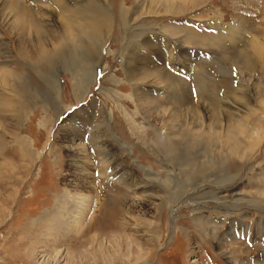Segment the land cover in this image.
I'll use <instances>...</instances> for the list:
<instances>
[{"label":"rangeland","instance_id":"1","mask_svg":"<svg viewBox=\"0 0 264 264\" xmlns=\"http://www.w3.org/2000/svg\"><path fill=\"white\" fill-rule=\"evenodd\" d=\"M8 1L11 0H0V72L7 75L9 82L2 84L0 80V144H3L0 148V264H264V63L246 68L238 57L252 35L249 31L260 34L264 29V0L177 1L167 14V5L162 2L153 5V0H106L108 3L104 0L101 4L97 0H64L63 10L59 0H41L40 4L18 0L23 9H28L27 20H31H26L28 31L31 26L36 27L42 34L50 35L56 45L68 43L62 44L63 53L60 52L59 58L48 60H44L27 35L24 42L30 56L21 52L17 39L10 35L3 21L13 9ZM123 6L134 10L129 14L131 26L126 28L120 22ZM150 8L161 13L151 14ZM83 11L90 15L95 11L102 17L95 19L104 24L101 31L92 22L91 29L74 26L77 20L86 22V14H80ZM57 12L68 13L67 24L71 33L78 36L77 43L57 23L59 19L54 15ZM132 19L136 23L130 22ZM94 28L102 32L100 43L107 40L101 52L100 43L90 45L83 35ZM141 28L153 29L161 36L158 42L150 46L139 44L146 36L141 37ZM218 30L222 35L227 34L223 41L204 39L216 36ZM80 70L93 73H90L88 88L79 96L72 76L81 75ZM48 83L50 89H47ZM165 83V87H170L163 88ZM246 92L251 98L252 112L234 104L231 109L225 105L230 106L233 99L241 101ZM9 98L30 103L24 108L22 121L14 110L6 107L16 105L14 101L6 103ZM152 106L167 114L209 109L218 115L226 107L229 110L226 115L230 112L238 116L230 115L231 121L244 132V138L247 136L253 142L254 151L251 148L244 152L243 159L240 156L230 159L225 167L218 164L213 169L202 165L201 171L206 176L202 173L198 183L191 181L190 176V182L187 180L182 190L162 191L158 184L171 178L170 172H175V177L180 179L186 177L178 171L177 163L172 164L173 156L187 151V160L196 148L188 145L186 150L182 149L185 142L175 140L177 133L172 141L173 134H168V128L161 125L151 111ZM73 125L81 131V136L74 137L72 143L67 134ZM192 125L197 124L192 122ZM209 125L205 118L203 129L209 130ZM71 150L77 153L79 164L72 162ZM113 158L116 161L111 165L109 160ZM201 161L204 157L198 156L197 162ZM110 165L116 166L114 173ZM79 166L92 174L93 192L90 189L80 192ZM102 168L109 170V176H101ZM225 177L228 182L220 189L216 184ZM93 194L102 197L100 207L95 206ZM72 197L79 200L77 213L75 207L70 208L71 201L75 202ZM87 199L91 201L90 209L86 207ZM121 206L126 210L122 211ZM54 219L58 220L52 222ZM205 223L213 226L206 234L198 231V226ZM58 224L64 226L62 231ZM229 228L231 232L226 231ZM94 235L98 236L97 241L79 246L86 239L93 240Z\"/></svg>","mask_w":264,"mask_h":264},{"label":"bare ground","instance_id":"2","mask_svg":"<svg viewBox=\"0 0 264 264\" xmlns=\"http://www.w3.org/2000/svg\"><path fill=\"white\" fill-rule=\"evenodd\" d=\"M4 1V0H3ZM12 1V2H11ZM10 2L8 1V3L10 4V3H12V7H11V5H10V8H13L11 11L12 12H14L15 14H14V16H12V12H9V13H7L6 14V17L4 18V20L3 21H5V23H6V25H7V28H8V30H9V33H10V35H13L16 39H17V42H18V45H19V48H20V50H21V52L24 54V55H26V56H30L29 55V51H28V48L26 47V44H25V42H24V40H25V37H26V35H27V37H30L29 39H30V43H32L34 46H36L37 48H38V50L40 51V54H41V56H43V58H45L44 60H48V59H51V58H54L55 57V59L58 57L59 58V55L61 54L60 52H62L63 53V47H62V44L63 45H65L66 43H65V41H64V43H62L61 44V46H58V45H56V43L52 40V39H50L48 36H50V35H48V36H46V34L44 35V34H42L41 33V31L39 30V29H36V27L34 28V27H32L31 26V29L28 31V29L30 28L28 25H27V23H26V20H27V18H28V9L27 10H25V8L23 9V7H21V5H20V3L18 2V0H11ZM34 2H38L39 4L41 3V0H33ZM55 1V0H54ZM57 1V0H56ZM84 1V0H83ZM99 1V2H98ZM138 1V0H137ZM188 2V1H194V0H153L152 2H151V4H153L154 5V3L155 2H162V3H165L166 5H167V9H165V13L167 14V12H169L170 10H172L171 8H173V4L175 3V2ZM44 2V1H43ZM101 2L102 3H104V0H97V2L96 3H100L101 4ZM107 1L105 0V3H106ZM147 2V1H146ZM150 2V1H149ZM148 2V3H149ZM52 3V2H51ZM65 1L64 0H59V2H58V4H59V6L61 7V9L63 10V9H65L66 7H65ZM68 3V2H67ZM70 3V2H69ZM84 3V2H83ZM86 3V2H85ZM108 3V2H107ZM88 4H90V3H88ZM124 4L125 5H127L125 2H124ZM179 4V3H178ZM24 5V4H23ZM42 5V4H41ZM86 5V4H85ZM108 5V4H107ZM163 5V4H162ZM20 6V7H19ZM159 6V5H158ZM178 6V5H177ZM4 7V6H3ZM48 7H49V5H48ZM74 7V6H73ZM72 7V8H73ZM86 6H84V8H85ZM182 7V6H181ZM49 8H51V7H49ZM83 8V9H84ZM162 8V7H161ZM69 9V8H68ZM68 9H66V10H68ZM71 9V8H70ZM75 9H76V7H75ZM87 9L89 10V8H88V6H87ZM136 9V8H135ZM30 10V9H29ZM49 10V9H48ZM77 10H79V9H77ZM85 10H86V8H85ZM94 10V9H93ZM99 10V9H98ZM50 11V10H49ZM82 11V10H81ZM99 11H101V10H99ZM103 11V10H102ZM101 11V12H102ZM108 11V10H107ZM132 10H130L129 8H125V6H123L122 8H121V11H120V22L122 23V25L125 27V26H131V25H128V24H131V23H129V18L131 19V17H129L130 15V13L132 14L133 13V11L131 12ZM149 11V13H151V14H157V13H161V12H158V11H156L155 9H149L148 10ZM162 11V10H161ZM52 12V11H51ZM66 12H68V11H66ZM66 12H61V13H59V12H57V13H54V15H55V17H57L58 19H59V22H57L61 27H62V30H64V31H66L65 32V34L66 33H70V34H68V35H71V37H72V39H75V37L77 36V35H75L74 36V34H72L71 33V30L69 29V27H68V25L69 24H67V23H69V19H68V13H66ZM79 12V11H78ZM104 12V11H103ZM136 13H137V11H135ZM263 12V11H262ZM64 13V14H63ZM106 13V12H105ZM46 14V13H45ZM72 14V13H71ZM80 14L81 15H83V14H86V19L88 20L89 19V21L87 22V20H86V22L84 23V19H82V21H83V23L82 22H80V21H78L77 20V22H78V24L77 25H74V26H78L80 29H82V27L83 26H85V27H89L90 29L92 28V27H90V22H92V25L93 24H95L96 26H99L100 28L98 29V28H94V30L92 31H90V34H88V32H86L85 34H83L85 37H86V39L89 41V43H90V45H94V46H98V44L100 43V35L102 34V32H100L99 33V31H101L102 30V27H103V25H100V22L99 21H95V19H96V17L98 18V20H100L99 18L101 17V16H99L98 17V14H97V12H95V11H92V14L90 15L88 12H86V11H83V12H80ZM89 14V15H88ZM103 15H104V13H102ZM5 15V14H4ZM97 15V16H96ZM108 15V14H107ZM47 16V15H46ZM76 16H77V14H76ZM152 16V15H151ZM3 17V16H2ZM63 17H65V19L63 18ZM79 17V16H78ZM30 18V17H29ZM48 19H50L49 18V16L47 17ZM46 18V19H47ZM43 19V18H42ZM57 19V20H58ZM101 19H102V17H101ZM50 20H52V18L50 19ZM54 20V19H53ZM80 20V19H79ZM105 20V19H104ZM27 21H31V20H27ZM32 21H33V19H32ZM47 21H49V20H47ZM101 21H103V20H101ZM107 20H105L104 22H106ZM113 21V20H112ZM119 21V20H118ZM136 21V19L134 20V19H132L130 22H135ZM46 22V21H45ZM44 22V23H45ZM80 22V23H79ZM137 22H138V20H137ZM49 23V22H48ZM47 23V24H48ZM52 23H54V22H52ZM99 23V24H98ZM107 23V22H106ZM136 23V22H135ZM140 23V22H139ZM143 23V22H142ZM30 24V23H29ZM46 24V23H45ZM50 24H51V22H50ZM102 24V23H101ZM109 24H110V22H109ZM108 24V25H109ZM116 24V23H115ZM150 24V23H149ZM35 25V24H34ZM70 25H71V23H70ZM111 25V24H110ZM113 25V24H112ZM116 25H118V24H116ZM142 25V24H141ZM147 25V24H146ZM156 25V24H155ZM48 26H50V25H48ZM52 26V25H51ZM102 26V27H101ZM119 26V25H118ZM136 27L137 26H139V24L138 25H135ZM148 26V25H147ZM147 26H145V28L147 27ZM57 27V26H56ZM77 27V28H78ZM105 27V26H104ZM111 27V26H110ZM135 27V28H136ZM141 27V26H140ZM263 27H264V24H263ZM58 28V27H57ZM71 28H73V27H71ZM88 28V29H89ZM121 28V27H120ZM126 28V27H125ZM152 28V27H151ZM180 28V27H179ZM235 28H237V27H235ZM240 28V27H239ZM238 28V29H239ZM262 28V27H261ZM260 28V29H261ZM55 29V28H54ZM76 29V28H75ZM95 29H98L99 31L97 32ZM101 29V30H100ZM105 29V28H104ZM103 29V30H104ZM110 29H113V28H110ZM134 29V28H133ZM132 29V30H133ZM137 30H139L138 28H136ZM141 29H143V28H141ZM233 29V28H232ZM242 29V28H241ZM59 30V29H58ZM72 30H74V29H72ZM114 30V29H113ZM112 30V31H113ZM135 30V29H134ZM133 30V31H134ZM157 30V29H156ZM159 30H161V29H159ZM166 30H168V29H166ZM234 30V29H233ZM32 31V32H31ZM43 31H45L44 29H43ZM109 31V30H108ZM129 31H131V28H130V30ZM129 31H128V33H129ZM132 31V32H133ZM173 31V30H172ZM226 31V30H225ZM255 31V30H254ZM254 31H252V30H250L249 32H251V36H250V38H248V40H247V42H245L246 43V46H245V50L247 49L248 51H245V50H242V51H240L239 52V55H238V57H239V60H240V62L244 65V66H246V68H255V67H257V65L258 64H263L264 63V29H262V32H260V34H256L257 32H254ZM54 32H57L56 30L54 31ZM126 32V31H125ZM135 32V31H134ZM138 32H140V31H138ZM138 32H136V33H138ZM142 33L140 34L141 35V37L143 36V35H146L145 36V39H142L141 41H139V44H143V46L144 45H152L151 43H154V44H156V42H158V38H159V36L160 35H158L153 29H150V28H148V29H143V31H141ZM161 32V31H160ZM171 32V31H170ZM184 32V31H183ZM194 32V31H193ZM228 32V31H227ZM243 32V31H242ZM45 33V32H44ZM50 33V32H49ZM57 33H59V31L57 32ZM77 33V32H76ZM83 33V32H82ZM99 33V34H98ZM107 33V32H106ZM106 33H105V35H106ZM109 33H110V31H109ZM167 33V32H166ZM51 34H53V32L51 33ZM55 35H56V33H54ZM80 33H78V35H79ZM126 34V33H125ZM181 34H182V32H181ZM213 34H215V32L213 33ZM235 34V33H234ZM238 34H239V32H238ZM246 34V33H245ZM61 35V34H60ZM67 35V36H68ZM110 35V34H109ZM136 35V34H135ZM134 35V36H135ZM139 35V36H140ZM173 35H175V33L173 34ZM230 35H231V33H230ZM237 35V34H236ZM241 35V34H240ZM246 35H249V34H246ZM66 36V35H65ZM139 36H137V38L139 37ZM176 36V35H175ZM226 36H227V34H225V35H222L221 33H220V30H218V32L216 33V36H211V37H205L204 39H210V40H212L213 42H218V41H223L225 38H226ZM229 36V35H228ZM239 36V35H238ZM237 36V38H239ZM243 36V35H242ZM44 37V38H43ZM58 37V36H57ZM62 37H64V36H62ZM69 37V36H68ZM78 37V36H77ZM107 37H109L108 36V33H107ZM107 37H104V38H107ZM136 37V36H135ZM161 37V36H160ZM181 37V36H180ZM179 37V38H180ZM191 37V36H190ZM193 37V36H192ZM198 38H200L201 39V35H198L197 36ZM234 37V36H233ZM61 38V37H60ZM140 38V37H139ZM170 38V37H169ZM231 38H232V36H231ZM242 39H243V37H241ZM32 39V40H31ZM59 39V38H58ZM63 39V38H62ZM77 39V38H76ZM76 39H75V42H76ZM81 39V38H80ZM101 39H102V36H101ZM108 39V38H107ZM161 39V38H160ZM172 39V38H171ZM176 39V38H175ZM182 40H183V38H181ZM181 39H179V40H181ZM233 40H234V38H232ZM246 39V38H245ZM55 40V39H54ZM64 40V39H63ZM66 40H68V39H66ZM106 40V39H105ZM130 40V39H129ZM177 40V39H176ZM197 40V39H196ZM241 40V39H240ZM107 41V40H106ZM105 41V42H106ZM168 41V40H167ZM191 41V40H190ZM198 41V40H197ZM207 41V40H206ZM229 41V40H228ZM58 42H59V40H58ZM61 42V41H60ZM60 42H59V44H60ZM70 42V41H69ZM102 43H100L99 44V47H100V51L99 50H97V51H99V52H101V50H102V47H104L103 45L105 44V42H103V41H101ZM141 42V43H140ZM232 42V41H231ZM72 43V42H71ZM77 43V42H76ZM131 43H133V41L131 42ZM172 43V42H171ZM189 43H191V42H189ZM68 44V43H67ZM66 44V45H67ZM128 44V43H127ZM136 44V43H135ZM138 44V43H137ZM136 44V45H137ZM158 44V43H157ZM169 44H170V42H169ZM177 44H180V43H177ZM218 44V43H217ZM224 44V43H223ZM235 44V43H234ZM244 44V43H243ZM32 45V46H33ZM73 45V44H72ZM149 45V46H150ZM158 45H160V44H158ZM165 45V44H164ZM194 46H195V44H193ZM192 45V46H193ZM148 46V47H149ZM154 46V45H153ZM198 46H199V44H198ZM209 46V45H208ZM207 46V47H208ZM211 46V45H210ZM67 47V46H66ZM170 47V46H169ZM200 47V46H199ZM34 48V47H33ZM77 48V47H76ZM142 48V47H141ZM150 48V47H149ZM158 48V47H157ZM187 48H188V46H187ZM49 49H51V51H49ZM84 49V48H83ZM125 49H126V46H125ZM130 49H131V47H130ZM168 49V48H167ZM166 49V50H167ZM244 49V48H243ZM86 50H88V47H87V49ZM142 50V49H141ZM159 50V49H158ZM71 52H72V50H70ZM77 51V50H76ZM79 51H81V50H79ZM124 51V50H123ZM155 51V50H154ZM162 51V50H161ZM160 51V52H161ZM182 51V50H181ZM78 52V51H77ZM76 52V53H77ZM90 52V51H89ZM99 52H98V54H99ZM157 51H155V53H156ZM164 52V51H163ZM187 52V51H186ZM73 53H75V52H73ZM79 53V52H78ZM125 53H126V50H125ZM135 53V52H134ZM69 54V53H68ZM87 54H88V52H87ZM87 54H85V55H87ZM132 54V53H131ZM136 54V53H135ZM139 54V53H138ZM160 55H163V54H161V53H159ZM65 55V54H64ZM71 55V54H70ZM91 55L93 56L94 54H92L91 53ZM128 55V54H127ZM174 55H175V53H174ZM88 56V55H87ZM122 56V55H121ZM143 56V55H142ZM148 56V55H147ZM146 56V57H147ZM177 56V55H176ZM71 57V56H70ZM88 57H90V56H88ZM87 57V58H88ZM145 57V58H146ZM149 57V56H148ZM183 57V56H182ZM60 58H62L61 56H60ZM95 59H96V57H94ZM94 58H93V60H94ZM102 58V57H101ZM100 58V59H101ZM122 58V57H121ZM135 58H136V55H135ZM255 58V59H254ZM67 59V58H66ZM74 59V58H73ZM92 59V58H91ZM130 59V58H129ZM144 59V58H143ZM179 59V58H178ZM145 60V59H144ZM95 61V60H94ZM132 61H134L133 59H132ZM147 61V60H146ZM82 62H83V60H82ZM81 62V63H82ZM97 62V61H96ZM143 62V61H142ZM148 62V61H147ZM94 64H96L95 62H93ZM99 63V62H98ZM161 63V62H160ZM50 64H51V62H50ZM83 64V63H82ZM74 65V64H73ZM84 65H85V63H84ZM87 65V64H86ZM85 65V66H86ZM99 65V64H98ZM149 65V64H148ZM190 65V64H189ZM68 66V65H67ZM66 66V67H67ZM71 66H72V64H71ZM91 66V65H90ZM151 66V65H150ZM154 66H155V64H154ZM153 66V67H154ZM262 66V65H261ZM74 67H75V65H74ZM82 67V66H81ZM84 67V66H83ZM94 67H96V66H94ZM100 67V66H99ZM137 67V66H136ZM189 67V66H188ZM72 68V67H71ZM155 68V67H154ZM158 68V67H157ZM52 69V68H51ZM54 69V68H53ZM68 69H69V67H68ZM77 69H79V68H77ZM84 68H82V70H83ZM87 68H85V70H86ZM88 69H90L89 67H88ZM87 69V70H88ZM95 69V68H94ZM93 69V70H94ZM138 69V68H137ZM145 69H147V68H144V70ZM151 69V68H150ZM160 69V68H159ZM1 70H2V68H1ZM63 70V69H62ZM82 70H80L81 72H79V71H77V73L79 72V73H81V75H79V76H77V74L75 75V74H73V76H72V78H73V83H74V86H75V88H76V91H77V94L80 96L83 92H84V89H87L88 88V84L90 83V79L92 78L91 76H92V74H90V73H93V72H90V70H89V72H87V71H85L84 73L82 72ZM133 70V69H132ZM138 70H140V69H138ZM142 70V69H141ZM53 71V70H52ZM157 71V70H156ZM163 71V70H162ZM67 72V71H66ZM142 72V71H141ZM144 72V71H143ZM56 73V72H55ZM48 74V73H47ZM71 74V73H70ZM131 74V73H130ZM137 74V73H136ZM72 75V74H71ZM143 75V74H142ZM167 75V74H166ZM36 76V75H35ZM139 76V75H138ZM140 76H141V74H140ZM168 76H170V75H168ZM51 77V76H50ZM129 77H130V75H129ZM158 77V76H157ZM136 78H138L137 76H136ZM148 78V77H147ZM171 78H173L172 76H171ZM94 79V78H93ZM132 80H134L135 81V79H134V77L133 78H131ZM144 79V78H143ZM157 78H154V81L156 80ZM164 79V78H163ZM0 80L1 81H3V83L2 84H8L9 82H7V80H8V77H7V75H5V74H3V73H1L0 72ZM131 80V81H132ZM159 80H161V79H159ZM134 81H132V82H134ZM153 81V82H154ZM157 81V80H156ZM15 82V81H14ZM145 82V81H144ZM150 82V81H149ZM157 82H159V81H157ZM167 82V81H166ZM17 83V82H16ZM53 83V82H52ZM55 83H56V81H55ZM174 83V82H173ZM177 83H178V81H177ZM13 84V83H12ZM92 84V83H91ZM153 84V83H152ZM161 84H162V82H161ZM168 84V83H167ZM171 84H172V82H171ZM176 84V83H175ZM174 84V85H175ZM10 85V84H9ZM16 85V84H15ZM54 85V84H53ZM154 85V87H156V85H155V83L153 84ZM158 85V84H157ZM165 85H166V83L164 84V86H163V88L165 87ZM177 85V84H176ZM0 86H2V85H0ZM46 86V85H45ZM50 86H51V84L50 83H48L47 84V89H50ZM58 86V85H57ZM56 86V87H57ZM160 86V85H159ZM55 87V88H56ZM139 87V86H138ZM166 87H168V85L166 86ZM165 87V88H166ZM170 87V86H169ZM168 87V88H169ZM172 87H174V86H172ZM176 87V86H175ZM180 87H183V86H180ZM17 88V87H16ZM62 88V87H61ZM151 88H152V86H151ZM8 89V88H7ZM139 89V88H138ZM159 89H160V87H159ZM171 89V88H170ZM184 89V88H183ZM62 90V89H61ZM136 90H137V88H136ZM162 90V89H161ZM163 90H166V89H163ZM244 90V89H243ZM5 91V90H4ZM168 91V90H167ZM166 91V93H168ZM173 91H174V89H173ZM13 92V91H12ZM138 92V91H137ZM144 92V91H143ZM146 92V91H145ZM149 92V91H148ZM148 92H146V93H148ZM178 92V91H177ZM249 92V91H248ZM17 93V92H16ZM50 93V92H49ZM164 93H165V91H164ZM165 93V94H166ZM188 93V92H187ZM53 94V93H52ZM137 94V93H136ZM145 94V93H144ZM174 95V98H175V93H173ZM6 95V94H5ZM18 95V94H17ZM64 95V94H63ZM141 95V94H140ZM148 95H149V93H148ZM172 95V94H171ZM170 95V96H171ZM83 96V95H82ZM173 96H172V98H173ZM184 96H185V94H184ZM59 97V96H58ZM186 98H187V96H185ZM185 97H183V98H185ZM229 97V96H228ZM148 99H149V97H147ZM190 98V97H189ZM230 98V97H229ZM242 100L241 101H239V100H236V99H233V100H231V99H228V100H231V105L230 106H228L227 104H225L227 107H229L230 109H231V107L233 108V104L235 105V106H237V107H240V108H242V109H244L245 111H247V112H252V103H251V98H250V96H248V93L246 92L245 94H243V96H242ZM14 98H9V99H7V101H6V103H8V102H12V101H14L15 103H16V105L15 106H6V107H8V108H11L12 110H14V114L15 115H17L16 117L18 118V120H20V121H22L23 120V116H24V108H25V106H30V103H27V102H24V103H22V102H19V101H17L16 99H14ZM143 99V98H142ZM148 99H147V101H148ZM81 100H83L82 99V97H81ZM57 101V100H56ZM78 101H79V99H78ZM140 101V100H139ZM146 101V100H145ZM80 102V101H79ZM182 102V101H181ZM53 103V102H52ZM55 103V102H54ZM139 103V102H138ZM148 102H146V104H147ZM183 103H184V101H183ZM210 103V102H209ZM263 103V102H262ZM182 104V103H181ZM201 104V103H200ZM172 105V104H171ZM180 105V104H179ZM211 105V104H210ZM147 106V105H146ZM151 106V105H150ZM175 106V105H174ZM55 107V106H54ZM148 107V106H147ZM153 107V106H152ZM177 107V106H176ZM182 107H183V105H182ZM181 107V108H182ZM212 107V106H211ZM180 108V107H179ZM199 108V107H198ZM200 108H201V106H200ZM213 108V107H212ZM84 109V108H83ZM82 109V110H83ZM147 109V108H146ZM150 109V108H149ZM174 109V108H173ZM214 109V108H213ZM225 109L226 110H224V109H222L220 112V114L218 115L216 112H214V111H211V110H209V109H202L201 111L199 110L198 112H194V110L191 112V113H188V114H182V113H180V112H177V111H172V112H170L169 114H167L166 112L164 113V112H162V111H160V110H158V109H155L154 107L153 108H151V111L155 114V115H157L156 116V118L159 120V121H161V125H163V126H165V127H167L168 128V130L170 131V133H168V134H173V136L171 137V140L172 141H174V134L175 133H177V136H178V138H176V135H175V140H177V141H179V142H181L180 140H183L184 142H185V148H182V149H187V146L188 145H190L189 147L190 148H196V149H194V150H196V152L195 153H191L192 154V156L189 158V159H187V160H185V157H188L189 156V154H188V156L186 155V153H187V151L186 152H184L183 153V155H178V156H173V158H172V164H178L179 165V169H178V171L181 173V174H184V175H186V179L184 178H182V179H180L178 176H176L175 177V172H170V177L172 178H167V179H165V180H163V181H161V182H159V184H158V187L162 190V191H167L168 192V190L169 189H171V192L174 190V189H176V190H182L183 188H185L186 187V185H187V183H188V181L190 182V176H192L193 178H192V180L191 181H194V182H197V180L198 179H201V178H199V176H201L202 175V173H203V175L204 176H206V174L203 172V171H201V167H202V165L205 167V166H208L209 168H210V166H212L213 167V169H215L214 168V166H217V167H219L218 166V164H220L221 166H223V167H225V166H228V164H229V160L230 159H232V158H234V157H237V156H240V157H242V159H243V153L244 152H249L250 150H251V148H253L254 147V145H253V142L252 141H248L246 138H247V136H245V138H244V132H242L241 131V129H239L240 127L238 126V125H235V123H233L232 121H231V118H230V115H231V117H238L236 114H234V113H228V115H226L227 114V108L225 107ZM51 110V109H50ZM56 110H57V108H56ZM189 110H190V108H189ZM198 110V109H197ZM215 110V109H214ZM184 111H186V110H184ZM218 111V110H217ZM229 111V110H228ZM64 112V111H63ZM147 112V111H146ZM150 112V111H149ZM152 112H150L151 114H152ZM183 112V111H182ZM263 112H264V110H263ZM240 113V112H239ZM59 114V113H58ZM62 115V114H61ZM240 115V114H239ZM252 115V114H251ZM259 115V114H258ZM246 116H247V114H246ZM56 117V116H55ZM150 117H152L153 118V116H150ZM155 117V116H154ZM257 117V116H256ZM70 118V117H69ZM191 118V120H192V122L193 123H196L197 125L195 126V125H192V122L190 123L189 122V119ZM205 118H207L208 120H209V122H210V125H209V130H207V131H205L204 129H203V121H204V119ZM57 119V118H56ZM246 121L248 120V118L247 119H245ZM251 120V119H250ZM150 121V120H149ZM241 121V120H240ZM151 122V121H150ZM159 123V122H158ZM238 123H240L239 121H237V124ZM148 125V124H147ZM160 125V124H159ZM74 127L72 128V130H70V133H68L67 135L70 137L69 139V141L70 142H72L73 143V141H74V137H80L81 136V131L80 130H78L77 128H76V126L75 125H73ZM155 126V125H154ZM240 126H241V123H240ZM244 126V125H243ZM159 127V126H158ZM162 127V126H161ZM242 127V126H241ZM163 128V127H162ZM155 129L153 128V131H154ZM161 130V129H160ZM80 131V132H79ZM158 131V135H159V129L158 130H156V132ZM165 132V131H164ZM95 133H97V131H95ZM100 133V132H99ZM154 133V132H153ZM155 134V133H154ZM163 134V133H162ZM156 135V134H155ZM72 136V137H71ZM99 136V135H98ZM97 136V137H98ZM157 136V135H156ZM161 136V135H160ZM168 136H170V135H168ZM96 137V136H95ZM94 137V138H95ZM101 137V136H100ZM93 138V139H94ZM99 138V137H98ZM154 139V138H153ZM180 139V140H179ZM98 140H100V139H98ZM169 140V139H168ZM96 141V140H95ZM101 141V140H100ZM168 142V141H167ZM184 142H181V144L182 143H184ZM21 145L23 144V142L22 141H20L19 142ZM71 143V144H72ZM170 143V142H169ZM169 143H168V145H169ZM210 144L209 146H207V145H205V144ZM104 144V143H103ZM102 144V145H103ZM20 145V146H21ZM168 145H166V147H167V149L169 150V148H168ZM180 145V144H179ZM19 146V147H20ZM172 146H173V144H172ZM175 146V145H174ZM105 147V146H104ZM0 148H3V144H0ZM74 149V148H73ZM101 149V148H100ZM175 149V148H174ZM173 149V150H174ZM189 149V148H188ZM161 150V149H160ZM82 151V150H81ZM167 151V150H166ZM189 151V150H188ZM191 151H192V149H191ZM226 152L225 154H223V152ZM253 151H254V148H253ZM70 153H71V155H72V157H73V159H72V162L73 163H75V164H79L80 163V161L78 162L77 161V153L75 152V150H71L70 151ZM131 153V152H130ZM81 154V153H80ZM169 154V153H168ZM172 154V152L170 153V155ZM110 155V154H109ZM113 156V155H112ZM165 156V155H164ZM167 156H169V155H167ZM198 156H202V157H204V161H201V162H197V157ZM86 157V156H85ZM112 158V157H111ZM164 158V157H163ZM169 158V157H168ZM246 158L247 157H244V159L246 160ZM251 158V157H250ZM252 159V158H251ZM155 160V159H154ZM199 160V159H198ZM103 161V160H102ZM110 161V164L111 165H113V163L116 161H114V158L112 159V160H109ZM165 161V160H164ZM186 161H188V162H186ZM166 162V161H165ZM164 162V163H165ZM103 163V162H102ZM169 163V162H168ZM105 165H107V166H109L108 165V163L107 162H105L104 163ZM170 164V163H169ZM110 165V166H111ZM166 166V165H165ZM83 167V166H82ZM114 167H116V166H114ZM114 167L112 168V166H111V168H112V170H111V173H114ZM79 168H80V172H79V186L81 185V190H80V192H82V191H86L87 189H90V190H92V192H93V186H92V181H93V179H92V177H91V173H89V172H87V171H85V170H87V169H85L84 171L83 170H81L82 168H81V166H79ZM85 168V167H84ZM89 168V167H88ZM108 168V167H107ZM164 168V167H163ZM169 168V167H168ZM172 168V167H171ZM91 169V168H90ZM219 169V168H218ZM108 171L109 170H107V169H105V168H102L101 170H100V174H101V176H105V177H107V176H109V173H108ZM148 171V170H147ZM146 171V172H147ZM175 171V170H174ZM177 171V172H178ZM218 171V170H217ZM224 171V170H223ZM87 174V175H86ZM167 174V173H166ZM178 174V173H177ZM176 174V175H177ZM90 177H89V176ZM112 176H114V177H116L115 176V174L114 175H112ZM181 176V175H180ZM111 177V176H110ZM205 178V177H204ZM154 179V178H153ZM150 180V179H149ZM188 180V181H187ZM124 182H126V180H124ZM152 182V181H151ZM193 182V183H194ZM228 182V180L226 179V177L223 179V180H221V181H219V183H217L216 184V186L217 187H219L220 189H222V188H224V185H223V183H227ZM198 183V182H197ZM77 185V184H76ZM204 185V184H203ZM78 186V185H77ZM126 186L129 188V189H131V190H133V188L131 187V185L130 184H127L126 183ZM154 186V185H153ZM199 186V185H198ZM215 186V187H216ZM262 186H264V183H263V185ZM189 187V186H188ZM187 187V188H188ZM202 187V186H201ZM205 187V186H204ZM156 188V187H155ZM204 189V188H203ZM185 191V190H184ZM87 192V191H86ZM82 194H83V192H82ZM1 196V195H0ZM82 196H84V195H82ZM93 196L94 197H92V200H95L96 201V205L95 206H101L102 205V202H100L101 201V198H99L98 196L96 197L94 194H93ZM147 196V195H146ZM90 196H88L87 198H89ZM73 198V200L75 201V202H72L71 201V204H70V208H72V207H75V212L77 213L78 212V207H77V204L79 203V200H78V198L77 197H72ZM218 198V197H217ZM137 199V198H136ZM138 199H140V198H138ZM193 199V198H192ZM88 200V199H87ZM219 200H220V198H219ZM81 201V200H80ZM117 201V200H116ZM105 202V201H104ZM131 202V201H130ZM170 202V201H169ZM87 203H88V205L86 206L88 209H90V204H91V201H87ZM115 203V202H114ZM113 203V204H114ZM125 203V202H124ZM126 203H128V202H126ZM141 203V202H140ZM132 204V203H131ZM134 204V203H133ZM109 205V204H108ZM122 205H124V204H122ZM140 205V204H139ZM126 207H128V205H125ZM104 207V206H103ZM129 207H131V205L129 206ZM134 206H132V208H133ZM138 207V206H137ZM141 207V206H140ZM139 207V208H140ZM132 208H130V209H132ZM61 209V211H63L64 210V208H60ZM138 209V208H137ZM141 209H142V207H141ZM121 210L123 211H125L126 209H123L122 208V206H121ZM129 210V209H128ZM134 210V209H133ZM68 210H66L65 212H67ZM98 211H99V209H98ZM116 212V211H115ZM128 213H129V211H127ZM133 212V211H132ZM127 213V214H128ZM131 213V212H130ZM136 213V212H135ZM126 214V213H125ZM76 217V216H75ZM78 219V218H77ZM77 219H75V220H77ZM56 220H58V219H54V220H52V222L53 221H56ZM94 221V220H93ZM94 223V222H93ZM208 223V222H207ZM241 223V222H240ZM53 225H55V223L53 224ZM206 225V223L203 225V226H198V228H199V232L201 231V232H205V234L206 233H209V229H212L213 228V226L211 225V226H205ZM259 225V224H258ZM58 226V228H60L62 225L61 224H58L57 225ZM66 227L68 228L69 227V225H66ZM91 227V226H90ZM228 227V226H227ZM61 231L64 229V226H62L61 228ZM91 229V228H90ZM227 232H231V230H230V228L229 229H227L226 230ZM211 232V231H210ZM214 232V231H213ZM217 234V233H216ZM220 235V234H219ZM229 235H231V234H229ZM225 236V235H224ZM98 238V236H96V235H94L93 236V240H91L90 238V240L89 239H86L84 242H86V243H84V242H82V243H80L79 244V246H83V244H89V241H97L96 239ZM215 238V237H214ZM222 239V238H221ZM94 243V242H93ZM47 246V245H46ZM56 246H59V245H56ZM78 246V247H79ZM77 249V248H76ZM50 250V249H49ZM60 254V252H58L57 253V255H59Z\"/></svg>","mask_w":264,"mask_h":264}]
</instances>
